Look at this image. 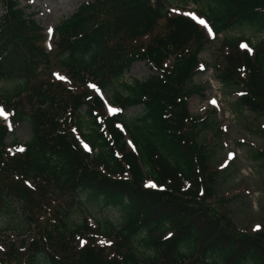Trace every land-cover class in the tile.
<instances>
[{"label":"trees","instance_id":"16d2710c","mask_svg":"<svg viewBox=\"0 0 264 264\" xmlns=\"http://www.w3.org/2000/svg\"><path fill=\"white\" fill-rule=\"evenodd\" d=\"M172 1L196 5L216 39L241 29L262 37L223 38L215 70L241 91L239 105L264 117V0H88L55 27L50 52L34 16L17 0H0V82H17L0 101L11 127L27 122L30 130L13 154L0 121V220L14 219L22 237L0 251V264H264V230H239L208 201L214 179L188 100L199 93L191 80L211 40L191 18L171 15ZM53 60L72 87L44 79ZM141 61L153 74L125 84ZM115 83L117 112L107 115L99 92ZM128 108L140 114L126 118ZM147 180L162 189L146 188ZM81 195L116 210L119 221L73 223L68 204Z\"/></svg>","mask_w":264,"mask_h":264},{"label":"rangeland","instance_id":"374dc122","mask_svg":"<svg viewBox=\"0 0 264 264\" xmlns=\"http://www.w3.org/2000/svg\"><path fill=\"white\" fill-rule=\"evenodd\" d=\"M17 1L27 15L35 17L43 33L47 35L46 45L50 47L53 42L54 28L87 0ZM169 10L171 15L181 14L199 20L196 14L198 9L194 4L183 6L172 1ZM2 13L0 4V18ZM156 32H162V24ZM227 36L229 38L249 37L253 44L262 39L260 35H255L253 30L241 29L232 31L230 34H222L205 46L199 54L202 70L191 80V84L200 86V90L189 98L188 106L192 115L204 119L198 131V143L205 147V170L214 179L212 181L213 198L207 196L208 201L216 206L218 212L227 216L239 230L255 233L264 230V117L238 104L239 89L224 85L217 80L215 66L222 61L224 53L220 44ZM141 43L147 44L148 38ZM170 61L167 62L168 66L172 63V60ZM53 64H55L54 60L51 66L53 68L46 76L44 75V79L46 77L52 79L51 72L58 71L54 73L55 79L65 82L68 88L72 87V83L66 80L65 71ZM152 74L153 72L145 62H137L125 74L124 82L132 84L133 80L143 81ZM16 86L17 82H0V94L4 89L12 91ZM116 89L122 91L120 83L112 84L104 92H100L109 114L114 110L111 102ZM3 105L0 101V111L3 112L0 118L7 121L8 114L1 109ZM139 114L138 108H128L125 111L126 118L130 119H135ZM81 122L82 131L87 132L89 128L87 121L83 119ZM29 137V126L27 122H22L8 136L6 144L15 142L16 148L22 150ZM82 143L85 150H89L88 144ZM147 186L153 187V184L148 182ZM202 189L201 185L200 190ZM79 202L74 201L68 204L72 222L77 225H81L86 220L88 225L100 227L105 220L116 223L120 219L116 210L102 208L86 199L84 195L80 196ZM15 207L18 208V206ZM15 222L14 219L7 218L0 220V251L5 249L10 240H21L22 237L18 236ZM78 242L80 243L78 246L81 247L83 242L80 240ZM99 243L100 245L110 244L105 239H100Z\"/></svg>","mask_w":264,"mask_h":264},{"label":"snow or ice","instance_id":"6c2138e0","mask_svg":"<svg viewBox=\"0 0 264 264\" xmlns=\"http://www.w3.org/2000/svg\"><path fill=\"white\" fill-rule=\"evenodd\" d=\"M193 18L195 19V17H193ZM198 22L201 23V24H205V22L203 20H199ZM205 26L207 27L206 24H205ZM242 47H244V46H242ZM249 51H251V50L249 49ZM213 103H215V102L213 101ZM110 111H112V110H110ZM0 115H3L2 111H0Z\"/></svg>","mask_w":264,"mask_h":264}]
</instances>
